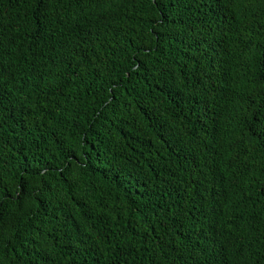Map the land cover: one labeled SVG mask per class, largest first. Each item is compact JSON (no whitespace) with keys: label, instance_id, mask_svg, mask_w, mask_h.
I'll return each mask as SVG.
<instances>
[{"label":"trees","instance_id":"1","mask_svg":"<svg viewBox=\"0 0 264 264\" xmlns=\"http://www.w3.org/2000/svg\"><path fill=\"white\" fill-rule=\"evenodd\" d=\"M0 264H264V0H0Z\"/></svg>","mask_w":264,"mask_h":264}]
</instances>
